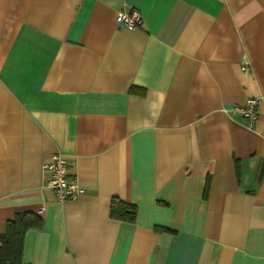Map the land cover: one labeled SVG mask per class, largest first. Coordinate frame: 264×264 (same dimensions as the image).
Returning a JSON list of instances; mask_svg holds the SVG:
<instances>
[{"label": "crops", "instance_id": "1", "mask_svg": "<svg viewBox=\"0 0 264 264\" xmlns=\"http://www.w3.org/2000/svg\"><path fill=\"white\" fill-rule=\"evenodd\" d=\"M23 212L22 264H264V0H0V234Z\"/></svg>", "mask_w": 264, "mask_h": 264}, {"label": "built area", "instance_id": "2", "mask_svg": "<svg viewBox=\"0 0 264 264\" xmlns=\"http://www.w3.org/2000/svg\"><path fill=\"white\" fill-rule=\"evenodd\" d=\"M115 21L128 30L142 26L141 15L135 9L119 12ZM258 104V99L251 98L242 105L233 106L230 111L241 116L249 127H253L259 117ZM42 173L43 187L50 190L59 202L77 200L85 193L79 182L69 174L68 163L61 153L50 156L49 161L42 166Z\"/></svg>", "mask_w": 264, "mask_h": 264}, {"label": "trees", "instance_id": "3", "mask_svg": "<svg viewBox=\"0 0 264 264\" xmlns=\"http://www.w3.org/2000/svg\"><path fill=\"white\" fill-rule=\"evenodd\" d=\"M137 213L136 206L123 203L118 199H112L110 203L111 219L132 224L136 220ZM41 226V218L31 212L18 213L9 220L6 223L5 232L0 234V264H22L24 235L26 231L39 229Z\"/></svg>", "mask_w": 264, "mask_h": 264}]
</instances>
